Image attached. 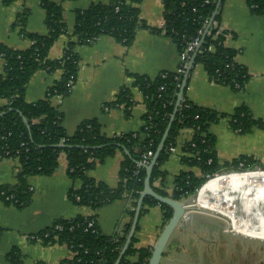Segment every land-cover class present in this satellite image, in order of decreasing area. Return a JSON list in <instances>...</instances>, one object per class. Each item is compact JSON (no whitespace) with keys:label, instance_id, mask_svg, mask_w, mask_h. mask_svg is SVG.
<instances>
[{"label":"trees","instance_id":"16d2710c","mask_svg":"<svg viewBox=\"0 0 264 264\" xmlns=\"http://www.w3.org/2000/svg\"><path fill=\"white\" fill-rule=\"evenodd\" d=\"M2 1L7 3L10 0ZM65 1L42 0L47 26L44 35L27 32L24 27L25 18L21 17L18 23L20 32L31 42L29 47L13 49L0 44V100H5V104L0 105V159L13 158L18 162L15 183L0 185V199L18 208L25 207L32 196L28 178L33 175H51L59 164V156L65 154L69 179L72 183L80 182L78 188L72 186L69 189L70 201L97 210L105 204L125 198L128 201L125 213L131 222L144 187L145 167L139 163L145 160L147 151H152L154 155L173 112L184 73L162 71L154 77L134 76V86L142 94L146 108L142 116L143 124L138 130L109 137L102 133L98 120L90 118L80 122L68 134L62 125V113L52 104L51 98L56 94L67 96L70 92L67 83L70 80L74 83L76 81L79 58L74 52L75 45L88 44L101 35H109L129 47L136 30L147 28L148 25L139 18V4L142 0H111L108 3L91 4L84 10L75 11L70 40L59 58H50L51 47L67 32L62 8ZM216 1L161 0L163 26L151 30L163 32L169 37L177 46L179 54L188 42L198 37L199 46L194 65H201L216 83L241 91L249 74L244 66L235 61L237 50L225 45V31L219 32L220 10L203 34L204 23L209 21ZM245 2L253 14L264 15V0ZM199 31H203L202 34ZM194 51L189 52V59ZM58 69L62 71L61 76L47 89L45 97L27 102L25 90L33 74L41 70L52 72ZM186 88L150 177V184L157 193L175 200L195 195L210 177L230 171L252 170L256 164L248 156L219 161L215 151V137L209 128L218 122L223 113L189 101ZM133 104L129 88L122 87L106 106L123 105L124 112L129 115ZM229 120L232 128L240 133L263 126L260 120L251 116L244 104L233 110ZM184 128L192 132L191 139L180 146V160L187 170L175 176L173 187L167 192L157 187L155 182H162L165 173L161 167L172 154L170 147L177 146V137ZM117 151L124 153V159L120 163L115 186L110 187L87 175L89 170ZM151 205L161 207L165 224L171 217V207L146 196L140 215ZM92 219L94 225L90 227L88 222ZM130 222L121 233L106 236L99 231L95 215H77L70 219H56L37 232L35 237L43 244H64L71 250L72 258L58 264H114L125 242ZM135 243L133 235L118 264H148L151 249L136 248ZM5 258L8 264H22L20 251L16 247H12ZM238 264H242V261Z\"/></svg>","mask_w":264,"mask_h":264},{"label":"crops","instance_id":"0c3cea01","mask_svg":"<svg viewBox=\"0 0 264 264\" xmlns=\"http://www.w3.org/2000/svg\"><path fill=\"white\" fill-rule=\"evenodd\" d=\"M109 1L111 0L63 2V20L67 32L53 44L49 57L59 58L62 55L73 31L76 10ZM41 2L42 0H10L4 3L0 0V44L13 49L30 46L31 42L20 32L18 23L22 16L25 18L24 27L27 32L40 35L47 33L45 11ZM162 11L161 0L140 2L139 18L148 27L136 30L129 47L109 35H101L88 44L75 45L74 52L79 58L76 81L69 94L61 101L54 98L51 100L62 113V125L68 134L80 122L90 118H96L102 133L109 137L136 131L141 127L146 108L142 94L134 86V76L154 77L162 71H176L179 65V52L175 43L163 32L151 30L162 28ZM220 13L219 26L230 33L225 39V45L237 50L234 59L247 69L249 79L243 90L235 91L210 79L202 66L197 64L189 75L186 97L198 106L223 113L218 122L209 128L215 137V151L220 162L248 156L256 164L255 170L253 168L249 172L217 175L207 183L204 182L195 200L203 208L226 215L234 231L247 237L264 239V214L259 211L260 216H254L256 220H253L251 214L243 217L238 210L240 200H244L249 206L259 201L264 202V170L256 169L264 167V15L253 14L245 0H223ZM61 73L58 69L52 72L41 70L33 74L25 90L26 101L43 99L47 89L60 78ZM122 87L129 88L134 101L129 115L124 112L123 105L106 106ZM3 104L5 100L2 99L0 105ZM242 104L248 107L254 119L262 122V127H253L247 133H240L232 128L229 115ZM191 135L189 129L180 131L176 150L161 167L165 173L164 178L162 182H155L160 189L170 192L175 176L182 170H187L180 160V146L190 140ZM123 159L124 153L117 151L89 170L87 175L113 187L118 182V170ZM17 166L16 159H0V185L15 183ZM66 169V156L61 154L59 164L51 175L30 176L28 184L32 188V196L25 207L18 208L0 199V264H8L5 255L12 247L19 249L22 264H58L64 259L72 258L73 253L66 245L43 244L35 237L37 232L59 218L95 215L99 231L106 236L121 233L130 222L125 213L128 206L125 198L105 204L97 210L72 203L68 196L69 189L72 186L78 188L80 182L72 183ZM196 173L199 174L198 171ZM189 200L186 198L182 201ZM194 207L185 211L180 226L172 232L160 264H207L199 254H190L189 251L185 258V252H181L182 249H187L181 236L189 235L186 239L191 241L196 236L199 241L201 227L206 228L207 224L215 225L218 222L215 219L218 217L211 212ZM162 214L159 205H151L140 215L134 233L136 248L152 249L164 226ZM220 260L221 263L231 264L227 258L223 261L222 256Z\"/></svg>","mask_w":264,"mask_h":264},{"label":"rangeland","instance_id":"374dc122","mask_svg":"<svg viewBox=\"0 0 264 264\" xmlns=\"http://www.w3.org/2000/svg\"><path fill=\"white\" fill-rule=\"evenodd\" d=\"M256 169L263 170V168ZM196 197L197 193L188 198L190 199L189 202L202 209V207L196 203ZM240 201L241 202H238V210L243 217H247L251 214L250 217L256 220L254 216H260L258 215L259 211L264 214L263 201L256 202L253 206L245 204L244 200ZM203 209L211 212L215 217H218L215 218L218 222H215V225L211 223L207 224L206 228L201 227L199 232L200 236L198 238L199 241H197L196 236H194L195 239L191 238L192 241L186 239V237H190L189 235L185 237L181 236L182 242L186 244L187 247V249H182L181 251L185 252V258H187L186 252L189 255L190 251V254H199L203 262L207 264H224V262L221 263V256L224 259L223 261L227 258L228 262L232 264H238L239 261H242V264H264V239L247 237L240 234L232 229L230 226L231 222L226 215L210 209ZM203 229H205V231H201ZM190 241L193 242V245H191ZM180 242L179 240L178 243L180 244Z\"/></svg>","mask_w":264,"mask_h":264},{"label":"water","instance_id":"95a60500","mask_svg":"<svg viewBox=\"0 0 264 264\" xmlns=\"http://www.w3.org/2000/svg\"><path fill=\"white\" fill-rule=\"evenodd\" d=\"M222 1L223 0H217L216 1L214 11H213V13L209 19L207 26L205 27L203 34H205V32L208 30V28L210 27V25L212 24V22L216 16V14L219 12V10L221 8ZM197 48L188 61V65H187V68L183 74V79H182V82H181V85H180V88H179V91L177 94V99H176V102L174 105L173 112L169 118V122H168V124L164 130V133L161 137L159 145H158L154 155L150 159L149 163L144 165V167H145L144 187L139 194V197L137 200V205H136L133 217H132L131 222H130V228H129V231L127 233L125 242H124L114 264H118L120 262L123 254L125 253L128 245H129V243H130V241H131V239L135 233L136 226L138 224V220L140 217V210H141V206H142V202H143L144 197H146V196L152 197L155 200H157L158 202L168 205L172 209L171 217L164 224L163 229L161 230L157 240L155 241L154 245L152 246L151 255L148 259V264H160L161 259L163 257L164 250L168 244V241L171 237V234L175 228L180 226L181 220L183 219V217L185 215V211H187L190 208H195L193 205H191V202H186V201H182V200H175V199L171 198L170 196H163V195L157 193L150 184V177H151L153 167L156 164L158 155H159L161 149L163 148V145H164L165 140L167 138V135H168L171 123L174 119L175 113H176L178 106L180 104V101L183 97L184 89L187 85L189 74L191 72V69L194 66V58H195Z\"/></svg>","mask_w":264,"mask_h":264},{"label":"built area","instance_id":"2783aa9c","mask_svg":"<svg viewBox=\"0 0 264 264\" xmlns=\"http://www.w3.org/2000/svg\"><path fill=\"white\" fill-rule=\"evenodd\" d=\"M208 22H209V21H206V22L204 23V26H205V27L207 26ZM218 29H219V32H223V31H225V30H223L220 26H219ZM202 32H203V31H199V34H202ZM225 32H226V33H225ZM225 32H223V34L225 35V37H226V38L229 37V35H230L229 32H227V31H225ZM198 45H199V38H198V37L195 38V39H193V40H191L190 42L187 43L185 49L179 54V65H178L176 71H178V72H180V73H184V72H185V70H186V68H187V65H188V61H189V52H192V51L196 50V48L198 47ZM73 84H74V82L71 81V80L67 83V86H68L69 90L72 89ZM52 98L57 99L58 101H61V99L64 98V97H62V96L59 95V94H56V95H54ZM52 98H51V100H52ZM186 129H189V128H186ZM189 130H191V129H189ZM175 148H176V147L171 146V147H170V151L173 153V152L176 150ZM152 156H153L152 151H150V150L147 151V152L145 153V155H144L145 160H144L142 163H139V165H145V164H148L149 161H150V159L152 158ZM263 170H264V169H263ZM244 171H250V170L230 171V172H226V173H223V174L237 173V172H244ZM220 175H222V174H220ZM216 176H217V175H216ZM216 176H213V177H216ZM213 177H210V178H213ZM210 178H209V179H210ZM197 192H198V191H197ZM191 205L195 206L194 204H191ZM202 208H203V207H202ZM93 225H94V221H93V219H92L91 221L88 222V226L91 227V226H93ZM56 227H57V228H60L59 226H56Z\"/></svg>","mask_w":264,"mask_h":264},{"label":"bare ground","instance_id":"6f19581e","mask_svg":"<svg viewBox=\"0 0 264 264\" xmlns=\"http://www.w3.org/2000/svg\"><path fill=\"white\" fill-rule=\"evenodd\" d=\"M244 172H249V171H244ZM211 179H212V178H211ZM209 180H210V179H209ZM209 180H208V181H209ZM208 181H206L205 183H207ZM205 183H204V184H205ZM204 184H203V185H204ZM203 185H202V186H203ZM202 186L200 187V189L202 188ZM198 191H199V190H198Z\"/></svg>","mask_w":264,"mask_h":264}]
</instances>
